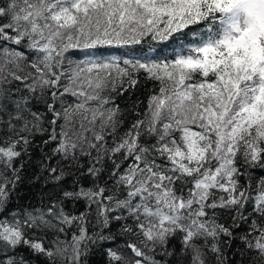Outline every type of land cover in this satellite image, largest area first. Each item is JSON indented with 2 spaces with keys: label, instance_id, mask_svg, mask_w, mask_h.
I'll use <instances>...</instances> for the list:
<instances>
[{
  "label": "snow or ice",
  "instance_id": "6c2138e0",
  "mask_svg": "<svg viewBox=\"0 0 264 264\" xmlns=\"http://www.w3.org/2000/svg\"><path fill=\"white\" fill-rule=\"evenodd\" d=\"M0 264H264V0H0Z\"/></svg>",
  "mask_w": 264,
  "mask_h": 264
},
{
  "label": "trees",
  "instance_id": "16d2710c",
  "mask_svg": "<svg viewBox=\"0 0 264 264\" xmlns=\"http://www.w3.org/2000/svg\"><path fill=\"white\" fill-rule=\"evenodd\" d=\"M160 47L164 49L165 53H167V52L171 51V47L172 46H170V45H161ZM137 94L138 95H142L143 94V88H141V91L139 93H137ZM33 191H35V190H33ZM22 192L27 194L29 197L31 196V193L28 191L27 187L23 188ZM29 202L34 203L35 200L34 199H25V200L21 201V203H24V204H27Z\"/></svg>",
  "mask_w": 264,
  "mask_h": 264
}]
</instances>
